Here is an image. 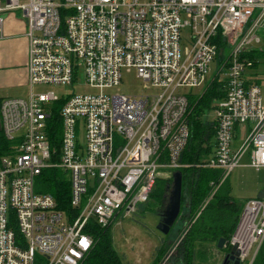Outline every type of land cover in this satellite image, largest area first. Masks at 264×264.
Returning <instances> with one entry per match:
<instances>
[{
  "label": "built area",
  "instance_id": "built-area-1",
  "mask_svg": "<svg viewBox=\"0 0 264 264\" xmlns=\"http://www.w3.org/2000/svg\"><path fill=\"white\" fill-rule=\"evenodd\" d=\"M15 10L26 24L28 95L0 102V133L10 143L0 156V264H81L93 246L90 224L104 229L130 217L149 201L155 180L170 183L188 167L181 157L192 95L180 90L205 89L214 76L225 95L210 107L211 120L203 115L214 149L196 167L221 171L218 186L236 168L264 169V99L254 63L243 57L263 42L264 0H0V39ZM124 69L154 92L114 93ZM80 72L94 93L33 91L73 87ZM59 102L53 143L48 122ZM47 169L68 181L74 214L36 192ZM240 218L238 229L249 222L245 245L235 236L231 245L238 242L242 264L264 244V203L249 201Z\"/></svg>",
  "mask_w": 264,
  "mask_h": 264
},
{
  "label": "trees",
  "instance_id": "trees-1",
  "mask_svg": "<svg viewBox=\"0 0 264 264\" xmlns=\"http://www.w3.org/2000/svg\"><path fill=\"white\" fill-rule=\"evenodd\" d=\"M218 43L221 44L222 41ZM262 43L261 49H254L243 55L244 58L253 61L254 70L260 62L264 63V39ZM224 95L222 83L219 82L217 76H214L198 98L190 97L189 99L187 115L189 140L181 157V163L188 167L180 170L182 174V213L180 215L182 220L180 223L186 227L183 231L184 237L173 258V264H193L192 253L196 244H217L220 239H225L229 243L244 208V205L237 204L230 197L228 190L220 195V189L225 182L211 196L215 186L220 183L221 171L196 167L210 158L214 149V142H211L215 136L214 128L212 124L201 120V117L210 110L214 101L221 100ZM61 105L62 102L56 103L48 122L50 126L49 138L52 142L56 135L57 137L60 135V121L56 110ZM9 145L10 143L0 133V156L4 154ZM168 184L167 182L165 189ZM165 189L164 191L160 190L157 194L152 189L149 198V200L156 198L158 214L162 211ZM36 192L52 196L58 210L72 215L73 211L69 206L70 187L61 171L57 169L44 170L36 180ZM199 212L200 214L197 216ZM110 228L109 226L103 229L92 224L88 226L87 232L92 238L93 246L81 264H122L113 249ZM166 252V248L159 251L158 258H160L157 264L163 257L161 253L165 254ZM252 264H264V245L260 247Z\"/></svg>",
  "mask_w": 264,
  "mask_h": 264
},
{
  "label": "rangeland",
  "instance_id": "rangeland-1",
  "mask_svg": "<svg viewBox=\"0 0 264 264\" xmlns=\"http://www.w3.org/2000/svg\"><path fill=\"white\" fill-rule=\"evenodd\" d=\"M26 1L27 0H20L21 3H25ZM139 1L144 2V0ZM8 15H16L18 18L16 20H21V13L18 10L6 13L4 21H6ZM263 31L264 30L260 32V35L264 39V34H261ZM10 32L12 35H19V26L17 25V27H14ZM5 35L6 34H4V36ZM188 36L187 30L182 32V38L185 39L181 44L182 53L184 52V49L189 46L187 43ZM2 39H0V100L2 101L12 98L26 99L28 95L27 79L25 81L24 75L22 74V67L24 66L23 40L19 37ZM262 47L263 43L255 46V49H261ZM229 52V49L226 48L225 57L228 56ZM213 72L212 66L210 76L213 75ZM253 75H255V78L257 79V83L260 86L262 97L264 99V63L260 62L258 64L256 70L253 71ZM80 76L81 72L79 73V78ZM33 91L36 94L53 93L57 97L70 95L73 91L77 94L94 93V90L83 85L82 78H80L79 82L74 84L73 87L49 85L35 86L33 87ZM203 91L204 87L193 90L182 89L180 90V93L186 96L192 95L191 98H198ZM113 92L136 97L149 96L154 90L137 77L134 69H124L121 71V82L113 89ZM108 93L111 94V92ZM207 112L209 120H211L213 118V112ZM204 118L205 117L202 116L201 120H204ZM241 140L242 134H239V136L235 138L232 147H236ZM211 142H214V138H212ZM247 161L248 159L245 158L242 163L246 164ZM224 177L226 176H223V183H225L220 189V195H223L224 192L228 190L230 197L237 204L244 205V208L251 200H259L264 203V169L256 172L248 167H239L236 168L229 177ZM166 184L167 181L161 178L155 180L153 191L156 194L159 193L160 190L164 191ZM220 185L215 186L211 196L214 195ZM157 209L158 202L156 198H151L147 203L138 205L137 211L133 215L127 218H118L110 226L113 249L120 258L122 264H157L160 258H158V253L165 248L167 252L165 254L161 253L163 257L159 264H173V258L176 256L178 251L177 248L185 234L183 231L186 226L180 223L182 220L180 219L182 210L180 211V215L177 222L172 227L171 232L167 236H164L156 230V226L159 222ZM239 223L240 220L238 224ZM248 223L249 222L247 221L244 223L245 226L243 229V223L239 225L240 227L235 236H238L240 239H245L247 237L246 228ZM244 241H246V239ZM194 247L192 253L193 264L222 263L223 255L220 254L215 243L203 245L196 244ZM255 248L256 246H254L249 257L242 264H252L254 260H252V257L255 253Z\"/></svg>",
  "mask_w": 264,
  "mask_h": 264
},
{
  "label": "water",
  "instance_id": "water-1",
  "mask_svg": "<svg viewBox=\"0 0 264 264\" xmlns=\"http://www.w3.org/2000/svg\"><path fill=\"white\" fill-rule=\"evenodd\" d=\"M181 197H182V174L180 171H176L172 174V180L165 189L163 198L162 211L159 214V222L156 226V230L164 236L170 233V230L176 223L180 210H181ZM238 229V228H237ZM234 234V236L237 233ZM224 243V239H220L216 248L221 249ZM241 251L239 249L238 242H234L232 245L229 257L225 259L223 264H226L227 259L232 264H241L240 262Z\"/></svg>",
  "mask_w": 264,
  "mask_h": 264
},
{
  "label": "crops",
  "instance_id": "crops-1",
  "mask_svg": "<svg viewBox=\"0 0 264 264\" xmlns=\"http://www.w3.org/2000/svg\"><path fill=\"white\" fill-rule=\"evenodd\" d=\"M16 19H18L16 15H8L7 16V19H6V21H4V24L2 27V38L3 39L2 38L1 39L4 40L5 38L19 37L23 40V44H24V51H23L24 66L22 67V70H23L22 74L24 75V78L26 81V79H27V71H26L27 55H25V49L27 50V40L25 38L26 24H25L22 16H21L20 21H18ZM17 25L20 28L19 35H12L10 31H12L14 27H17ZM4 34H6V35L4 36ZM26 53H27V51H26Z\"/></svg>",
  "mask_w": 264,
  "mask_h": 264
},
{
  "label": "flooded vegetation",
  "instance_id": "flooded-vegetation-1",
  "mask_svg": "<svg viewBox=\"0 0 264 264\" xmlns=\"http://www.w3.org/2000/svg\"><path fill=\"white\" fill-rule=\"evenodd\" d=\"M181 211V210H180ZM159 215V214H158ZM180 215V214H179ZM159 219V218H158ZM160 220V219H159ZM177 222V221H176ZM217 246V244H216ZM231 249H232V245H231V241L228 243L225 239H224V243H223V246L221 249H218V251L220 252V254L223 255V260H222V263L223 264L225 262V259L227 257H229V254L231 252ZM226 264H232L229 259H227L226 261Z\"/></svg>",
  "mask_w": 264,
  "mask_h": 264
},
{
  "label": "bare ground",
  "instance_id": "bare-ground-1",
  "mask_svg": "<svg viewBox=\"0 0 264 264\" xmlns=\"http://www.w3.org/2000/svg\"><path fill=\"white\" fill-rule=\"evenodd\" d=\"M235 238H236L237 240H241V241H242V246L245 245V241H244V240L240 239L238 236H235Z\"/></svg>",
  "mask_w": 264,
  "mask_h": 264
},
{
  "label": "snow or ice",
  "instance_id": "snow-or-ice-1",
  "mask_svg": "<svg viewBox=\"0 0 264 264\" xmlns=\"http://www.w3.org/2000/svg\"><path fill=\"white\" fill-rule=\"evenodd\" d=\"M85 246H86V244H85Z\"/></svg>",
  "mask_w": 264,
  "mask_h": 264
}]
</instances>
